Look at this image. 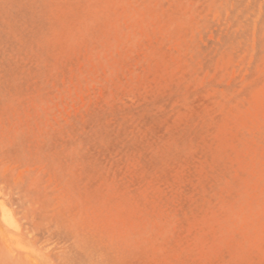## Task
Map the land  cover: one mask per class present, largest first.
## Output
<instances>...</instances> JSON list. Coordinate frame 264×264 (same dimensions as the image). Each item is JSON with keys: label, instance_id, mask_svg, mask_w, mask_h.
Instances as JSON below:
<instances>
[{"label": "rangeland", "instance_id": "374dc122", "mask_svg": "<svg viewBox=\"0 0 264 264\" xmlns=\"http://www.w3.org/2000/svg\"><path fill=\"white\" fill-rule=\"evenodd\" d=\"M0 198V264H264V0H0Z\"/></svg>", "mask_w": 264, "mask_h": 264}, {"label": "bare ground", "instance_id": "6f19581e", "mask_svg": "<svg viewBox=\"0 0 264 264\" xmlns=\"http://www.w3.org/2000/svg\"><path fill=\"white\" fill-rule=\"evenodd\" d=\"M0 209H1V211L3 212V221L5 222V224L7 225L6 227H11V228H14V229H16L17 227H19L18 225H17V222H16V220H15V218H14V216H13V214H12V212H10L7 208H6V206L4 205V203H3V200H1V198H0ZM1 213V212H0ZM2 214V213H1ZM2 217V216H1ZM19 222V221H18ZM10 228V229H11ZM21 228V227H20ZM9 228H7V230H8ZM1 230V229H0ZM3 231V230H2ZM10 231V230H9ZM5 233V232H4ZM16 234V233H15ZM0 235H1V231H0ZM3 235V234H2ZM4 236V235H3ZM6 236H8L7 234H6ZM21 236V235H20ZM9 238H11V237H9ZM18 238V240H20L21 238L18 236L17 237ZM5 239V238H4ZM11 239H13V238H11ZM26 239V238H25ZM3 240V239H2ZM14 241V240H13ZM5 243V242H4ZM7 243V242H6ZM14 243V242H13ZM12 244V243H11ZM6 245V244H5ZM35 246V245H34ZM37 248V247H36ZM21 249V248H20ZM35 249V248H34ZM24 250V249H23ZM30 253V252H29ZM30 254H32V253H30ZM44 254V253H43ZM38 255V254H37ZM33 256V255H32ZM39 256V255H38ZM46 257V256H45ZM32 261V260H31ZM45 261H47V260H45ZM38 262V261H37ZM47 263H48V261H47ZM46 263V264H47ZM42 264H45L44 263V261H43V263Z\"/></svg>", "mask_w": 264, "mask_h": 264}]
</instances>
